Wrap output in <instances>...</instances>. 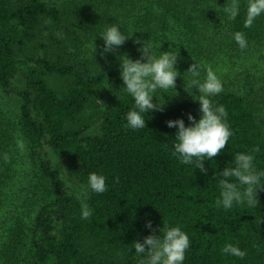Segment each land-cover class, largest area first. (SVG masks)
Segmentation results:
<instances>
[{"label":"trees","instance_id":"1","mask_svg":"<svg viewBox=\"0 0 264 264\" xmlns=\"http://www.w3.org/2000/svg\"><path fill=\"white\" fill-rule=\"evenodd\" d=\"M102 1L69 0L61 8L48 0H0V88L18 96L20 130L45 182L29 228L20 225L12 231L1 264H140L146 257L135 253L133 241L162 235L158 230L165 224L179 226L189 237L183 264H264V191H257L256 208L234 203L225 210L215 204L217 173L232 166L237 152L258 146L254 165L264 171V120L257 117L251 82L245 95L223 90L210 98L225 107L233 134L218 156L203 162L207 174L181 164L172 155L176 129L166 121L182 119L188 126V114L200 117L198 102L182 99L162 112L142 114L145 129L133 130L125 119L134 108L133 98L124 90L110 91L108 70L79 51L82 41L100 43L106 24L115 23L122 34L132 35ZM219 2L226 43L240 49L232 36L237 31L244 33L247 46L263 41L260 16L245 28L244 4L230 19L223 11L230 0ZM150 4L141 20L163 24L183 16L191 25L192 0ZM133 40L121 46L129 48ZM19 72L24 79L20 89L14 84ZM5 133L0 116V142ZM2 158L0 153V195L5 188ZM61 167L80 185L92 172L106 177V192L89 190L88 219L81 218L77 193L69 192ZM148 221L151 230L145 227ZM227 243L245 251V257L224 254Z\"/></svg>","mask_w":264,"mask_h":264},{"label":"clouds","instance_id":"2","mask_svg":"<svg viewBox=\"0 0 264 264\" xmlns=\"http://www.w3.org/2000/svg\"><path fill=\"white\" fill-rule=\"evenodd\" d=\"M223 11L230 19H235L240 11V0H230L223 6ZM264 14V0H246V15L244 27L251 28L257 17ZM233 39L243 50L247 48L248 42L243 32L237 31L232 34ZM104 44L100 52L101 58L106 53H115L126 40L132 37L122 34L119 26L115 23L106 24L104 31L100 34ZM134 44L139 45L137 51L139 58L132 59L127 53L120 54L119 76L123 82V89L134 100V108L130 109L125 116L127 127L138 130L145 129V119L142 114L151 111L164 110V103H157L156 93L160 90L165 93L176 89V79L181 74L176 65L178 52L171 50L161 51L159 55L153 51V45L142 37H136ZM96 46L93 44L92 54ZM202 66L197 63L189 65L183 73L188 75L184 80L183 90L192 96L199 104V119L188 114L189 125L186 126L182 119L168 120L166 125L175 128V142L173 144V156L177 157L181 164L193 165L194 169L207 174L208 169L204 161L213 160L228 145L232 131L227 123L228 113L223 105H214L210 99L223 91V85L213 69L209 66L205 75L201 78ZM193 88L196 93H193ZM155 97L156 102H153ZM162 98V97H161ZM16 146L21 153L26 151V142L21 134L17 133ZM255 147L251 152H237L233 157L232 166H225L217 173L220 188L219 198L216 199L217 207L229 210L235 204L246 203L249 207L256 208L259 201L257 191H264V171H258L254 165L255 156L259 152ZM7 162L9 157L4 156ZM89 190L101 194L108 190L106 177L95 172L89 173L87 182L80 185L76 198L80 201L81 218L88 219L92 210L87 204ZM145 227L151 230V221L146 222ZM162 235H148L143 242L133 241L135 253L146 257L140 260V264H183L186 250L190 247L188 235L179 226L169 227L163 225L159 228ZM147 248V250H146ZM224 254L243 259L246 252L231 243L222 248Z\"/></svg>","mask_w":264,"mask_h":264},{"label":"rangeland","instance_id":"3","mask_svg":"<svg viewBox=\"0 0 264 264\" xmlns=\"http://www.w3.org/2000/svg\"><path fill=\"white\" fill-rule=\"evenodd\" d=\"M61 8L69 5V0H48ZM152 0H105L102 6L112 9L113 14L120 22V26L128 29L133 39L142 37L153 45V51L157 55L161 51L171 50L178 52L177 69L181 77L176 79L178 93L174 95L173 90L164 94L157 91V103L165 106L173 104L182 99H193L183 90L184 80L188 75L183 73L190 64L197 63L202 66L201 78L205 75L207 67H211L223 85V90H231L240 95L248 93L246 87L249 80L253 87V95L257 101V117L264 120V36L258 45L247 46L245 49H235L230 43H226L224 33L227 25L219 20V0H192L188 12L192 15L191 25L188 26L183 16H176L175 20L168 18L167 23H158L156 20L143 21L140 19L146 10L151 7ZM240 4L246 7V0H240ZM154 12L159 16L161 11ZM111 12V13H112ZM145 12V13H144ZM112 14V15H113ZM264 21V14L260 15ZM264 31V26H263ZM82 41L80 52L84 57H91L108 70V89L119 90L124 87L119 76L120 54L127 53L130 58L137 59L140 53L137 51L139 45L132 44L129 48L120 46L115 53H106L101 58L100 52L103 48V40L100 43ZM93 44L96 46L92 54ZM86 57V58H87ZM89 57V58H90ZM15 86L20 89L24 86L22 72H19L14 80ZM110 86V88H109ZM193 93L196 89L193 88ZM162 97V98H161ZM155 97L153 102H156ZM20 102L14 93H6L0 88V116L5 124V136L1 145V168L4 178V186L0 195V264L2 252L8 242L12 231L23 225L29 228L32 219L42 200L43 177L39 173L37 164L29 158L27 141L19 126ZM17 133L21 134L26 142V151L23 153L16 146ZM49 156L59 164V159L54 157L50 150ZM5 154L9 157L6 162ZM61 178L71 193H77L80 184L74 178L68 177L65 171L60 169Z\"/></svg>","mask_w":264,"mask_h":264}]
</instances>
